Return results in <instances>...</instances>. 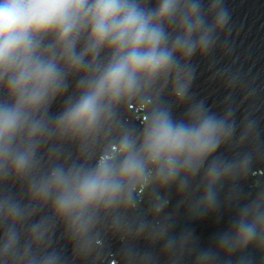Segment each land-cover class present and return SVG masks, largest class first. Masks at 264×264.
Instances as JSON below:
<instances>
[{"label":"clouds","instance_id":"9594fccd","mask_svg":"<svg viewBox=\"0 0 264 264\" xmlns=\"http://www.w3.org/2000/svg\"><path fill=\"white\" fill-rule=\"evenodd\" d=\"M222 2L155 0L148 7L144 0H0V182L27 178L29 197L27 204L0 197V264H64L59 252L48 250L57 222L63 223L76 254L87 258L97 251L103 222L110 220L113 233L120 232L122 217L152 186L176 184L184 193L191 178L230 140L229 122L202 104L177 120L169 106L157 103L141 131H121L94 166L55 165L44 175L34 174L42 143L55 137L83 144L97 137L114 121L118 106L147 99L158 81L170 78L172 94L183 102L191 80L187 62L197 52L206 54L228 21ZM102 50L108 59L101 67L96 60ZM82 69L75 101L50 118L48 107L66 90L68 73ZM251 166L247 155L238 163L211 160L193 214L211 212L217 204L215 186L246 177ZM167 203L154 204L155 213ZM46 206L51 216L34 219ZM146 227L140 224L128 234L139 239ZM166 234L161 229L151 238ZM190 239L191 233L169 238L165 253L183 251ZM249 247L264 253V189L240 207L215 249L198 253L194 264H217L220 254L231 256ZM122 256L124 264L150 260L149 253L140 254L132 245Z\"/></svg>","mask_w":264,"mask_h":264},{"label":"water","instance_id":"95a60500","mask_svg":"<svg viewBox=\"0 0 264 264\" xmlns=\"http://www.w3.org/2000/svg\"><path fill=\"white\" fill-rule=\"evenodd\" d=\"M204 2L207 4L208 0ZM144 3L152 7L155 0H144ZM222 6L229 15L226 25L216 33L217 38L206 54L197 52L187 62L191 80L183 102L178 103L172 94L171 79L166 83L161 80L147 99L133 98L118 106L114 121L109 122L97 137L83 144L78 139L54 137L40 145L36 175L46 174L55 165L94 166L100 155L109 146H114V139L121 131L131 130L138 134L151 107L157 103L169 106L177 120L186 119L189 108L202 104L208 113L227 120L233 129L230 140L221 144L200 172L191 178L184 193L178 192L176 184L168 188L152 186L145 190L136 208L122 217L120 232L113 233L110 220L103 222L95 240L97 251L87 258L76 254L63 223H55L48 250L59 252L64 264H124L122 250L127 245L134 246L140 254L149 253L147 264H194L198 253L215 249L216 241L231 228L240 207L264 189V0H223ZM82 44L83 41L78 49ZM107 59V51L102 50L96 64L102 67ZM84 75L83 69L68 73L66 90L48 107L50 118L75 101L79 94L78 81ZM0 99H4L2 89ZM246 155L252 158L247 176L229 178L217 184L216 207L203 215L193 214V205L204 192L205 170L211 160L238 163ZM27 184V178L0 182V197L10 195L21 204H27ZM165 199L168 201L166 206L155 213L153 205ZM45 216H51L50 207L39 210L34 219ZM140 224L147 226L145 233L134 239L128 232L135 231ZM161 229H167V234L153 240L151 235ZM186 233H191L186 249L165 253L164 246L169 238L179 240ZM242 259L250 264H264V253L249 247L231 256L220 254L217 264H239Z\"/></svg>","mask_w":264,"mask_h":264},{"label":"flooded vegetation","instance_id":"af4514ba","mask_svg":"<svg viewBox=\"0 0 264 264\" xmlns=\"http://www.w3.org/2000/svg\"><path fill=\"white\" fill-rule=\"evenodd\" d=\"M111 264V262H109Z\"/></svg>","mask_w":264,"mask_h":264}]
</instances>
